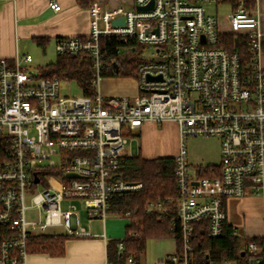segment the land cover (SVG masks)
I'll return each instance as SVG.
<instances>
[{"label": "built area", "instance_id": "obj_1", "mask_svg": "<svg viewBox=\"0 0 264 264\" xmlns=\"http://www.w3.org/2000/svg\"><path fill=\"white\" fill-rule=\"evenodd\" d=\"M246 1L237 0L227 16L230 31L221 30L219 17L208 10L223 0H134V9L94 2L89 34L55 43L58 56L90 62L93 96L63 94L65 80L29 70L30 54L0 58V264H27L29 240L41 235L88 236L78 204L89 222L118 214L132 224L130 212L112 208L143 189V183L121 178L119 169L134 156L131 146L149 123L174 122L180 138L177 196L145 209L169 221L170 237L181 244L161 264H190L197 224L205 223L210 238L223 236L230 198L264 200V32ZM151 4L149 11L137 10ZM50 6L61 10L58 2ZM119 18L124 25L113 24ZM140 46L152 48L149 58L137 52ZM131 48L142 60L138 94L102 95L104 74ZM196 137L218 139L219 165L190 163L187 142ZM31 209L34 218L28 217ZM55 227L61 232L53 233ZM124 249L118 241V254ZM258 250L248 245L251 254ZM108 264L137 263L129 256Z\"/></svg>", "mask_w": 264, "mask_h": 264}, {"label": "crops", "instance_id": "obj_2", "mask_svg": "<svg viewBox=\"0 0 264 264\" xmlns=\"http://www.w3.org/2000/svg\"><path fill=\"white\" fill-rule=\"evenodd\" d=\"M52 2H58L61 10L54 11L50 6ZM95 2L112 8L124 6L130 9L134 6V0H95ZM255 3L251 11L259 14L264 32V0H255ZM90 8L80 4L79 0H0V58L13 61L17 56H23L20 54L24 48L33 45L46 53L50 49L55 50V43L59 38L87 36L91 27ZM38 40H43V45H40ZM262 64L264 66V56ZM105 84L108 85L105 86ZM98 91L104 96H135L138 94L139 87L135 78L108 77L102 79ZM156 128L153 123L141 128L136 139L138 146L135 154L140 153L145 159L174 158L178 148L172 153H167V157H158L153 155L147 146L139 144L140 139H147L149 133ZM142 150H145L146 155L142 154ZM157 154L160 153L157 152ZM226 209L228 225L238 237L264 240V200L260 196L230 198L226 203ZM113 215L118 216V214ZM111 216L112 214L105 222H89L86 216L84 228L89 233L88 236L68 238L64 245V255L61 257H54L48 253H30L27 264H108L112 262L110 256L117 252L118 241L126 237L130 220L124 216H121L124 218ZM151 241H155L156 244L154 255L148 261L145 251L137 264H161L168 255L177 252V242L171 237L150 239L149 242ZM243 248H247V244H244Z\"/></svg>", "mask_w": 264, "mask_h": 264}, {"label": "trees", "instance_id": "obj_3", "mask_svg": "<svg viewBox=\"0 0 264 264\" xmlns=\"http://www.w3.org/2000/svg\"><path fill=\"white\" fill-rule=\"evenodd\" d=\"M95 0H79V3L90 8ZM230 3L233 10L238 8L237 0H223ZM255 0H247L246 7L253 10ZM230 45L235 46V39L227 35ZM43 45V40H38ZM118 43H114V46ZM132 45L128 43V46ZM113 48V47H111ZM231 48V47H230ZM124 59H120L117 66L105 77L137 78L138 68L142 60L133 51ZM118 67V68H117ZM44 77L58 76L65 81L76 82L82 90V94L93 96L96 89L92 84L90 62L80 56H58L57 60L42 68ZM121 178L131 182L143 183V189L124 199H117L112 211L119 214L130 212L132 224L126 229V237L123 239L124 251L122 254L115 252L110 257L113 262L119 259L133 256L136 263L145 253L149 239L170 237V222L159 219L156 215L146 214L148 203H158L173 199L177 196L176 178L174 175V158L145 159L140 153L129 157L119 169ZM173 212H171L172 214ZM170 214V215H171ZM230 225H226L225 233L219 238H210L206 232L205 223L195 225L193 237L194 255L190 264H250L254 258L264 259V240L262 238L241 239ZM68 238L63 235H44L32 238L28 243V253H48L54 257H61L65 252V242ZM255 243L258 252L254 255L248 251V245ZM116 246V242L113 243ZM247 244V248L243 245ZM177 251H180V241L177 242ZM245 252L242 256L241 253Z\"/></svg>", "mask_w": 264, "mask_h": 264}, {"label": "rangeland", "instance_id": "obj_4", "mask_svg": "<svg viewBox=\"0 0 264 264\" xmlns=\"http://www.w3.org/2000/svg\"><path fill=\"white\" fill-rule=\"evenodd\" d=\"M130 9H134V6ZM210 12L214 13L219 17L221 30L223 31H230V26L227 22V16L232 11V6L230 3H221L218 6H213L208 9ZM137 52L141 53V56L144 59L150 57L152 48L150 46H140L138 47ZM30 54L34 59L32 64L29 66V70L33 72L41 71L42 68L54 63L57 60V53L55 50L50 49L46 53L43 52L42 49H39L36 45L28 46L21 51L20 55ZM108 84H105V86ZM62 92L67 96H74V95H81L82 90L78 86L76 82L72 81H65L62 84ZM168 123V122H167ZM166 124V123H165ZM162 125V127L156 126V130L150 132L147 136V139H140L139 144L142 146H147L149 150L153 153V155H158V157H167V153H172L179 151V129L176 123L169 122L168 125ZM132 138H130V141ZM138 142L135 140L132 144V153L135 154L137 151ZM187 150L189 161L194 166H201V165H219L221 156H220V143L218 139L212 137H196L191 138L187 142ZM160 153V154H157ZM142 154L146 155L145 150H142ZM177 155V154H176ZM28 204L30 205V198L28 197ZM79 208L81 209V221L82 225H86V212L82 210L80 204H78ZM67 204L64 203L62 208L65 210ZM37 212L36 210H29L28 217L34 218L36 217ZM110 217V216H109ZM112 218H124L121 216H114L112 214ZM51 231L53 233H60L61 228L55 227L52 228ZM150 240V239H149ZM147 241L146 245V253L145 255L148 257V261L152 258L155 252V241L149 242ZM149 243V247H148Z\"/></svg>", "mask_w": 264, "mask_h": 264}, {"label": "water", "instance_id": "obj_5", "mask_svg": "<svg viewBox=\"0 0 264 264\" xmlns=\"http://www.w3.org/2000/svg\"><path fill=\"white\" fill-rule=\"evenodd\" d=\"M152 8H153V5L151 4V5L146 6V7H137V10H139V11H149V10H151ZM124 23H125L124 18L115 19V20L113 21V24H114V25H124ZM117 68H118V67H117ZM69 176L77 177V176L74 175V174L69 175ZM38 181H39V179L36 178V179H35V182L37 183ZM241 255L244 256V255H245V252H242ZM250 263L252 264V263H253V260H251Z\"/></svg>", "mask_w": 264, "mask_h": 264}]
</instances>
